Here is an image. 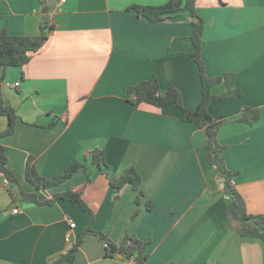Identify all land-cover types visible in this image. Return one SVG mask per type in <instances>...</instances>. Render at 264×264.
<instances>
[{"label":"crops","instance_id":"obj_1","mask_svg":"<svg viewBox=\"0 0 264 264\" xmlns=\"http://www.w3.org/2000/svg\"><path fill=\"white\" fill-rule=\"evenodd\" d=\"M166 2L0 0V31L35 36L46 22L52 26L28 63L0 77V100L18 116L15 131L0 140L17 179L10 182L0 171V264H49L89 224L116 243L127 232L149 241V264H264L262 239L241 235L239 221L227 216L231 199L207 158L205 130L184 120L174 104L136 107L127 100L126 86L150 78L163 91L177 87L190 110L202 99L191 55L198 19L188 9L160 21L128 9ZM196 10L205 21L207 75L234 73L242 90L210 104L216 120H227L217 138L248 213L264 216V0H197ZM226 90L224 80L212 88ZM246 106L258 109L259 120L232 121ZM8 125L0 114V133ZM96 148L105 151L107 166L93 165ZM75 160L87 170L58 185L36 188L27 178V164L51 178ZM131 166L142 176L140 193L131 184H110ZM71 189L82 190L92 223L69 199L46 204L24 195L42 202ZM107 247L100 237L83 235L74 264H136L108 256Z\"/></svg>","mask_w":264,"mask_h":264},{"label":"trees","instance_id":"obj_2","mask_svg":"<svg viewBox=\"0 0 264 264\" xmlns=\"http://www.w3.org/2000/svg\"><path fill=\"white\" fill-rule=\"evenodd\" d=\"M197 0H168L162 5H132L129 10L136 11L139 15L145 16L152 21H160L166 18L177 15L180 11L188 9L192 15L198 20L193 21L192 41L194 50L191 55L198 65L199 75L202 87V99L197 108L190 110L184 105L182 92L175 86H169L166 91H163L158 78H150L140 81L137 84L126 86L125 91L128 94L127 100L134 106L139 107L143 103L155 105L157 107L174 104L181 109L182 118L186 121L196 124L203 128L207 135V158L209 162L214 165L220 177L224 181V191L231 199L227 210L229 219H236L239 221V231L243 236L259 237L264 242V216L250 214L246 208V202L241 194L236 189L233 180L236 173L228 168L224 158V151L226 146L222 145L217 138L219 128L227 123V120H216L210 113V104L217 99H226L242 95V90L235 86V74L228 72L224 76L210 77L206 72V64L202 58L203 49V35L205 21L198 15L196 10ZM1 20V18H0ZM52 26H48V22L42 27L41 33L35 36L13 35L7 29L0 31V77L3 79L6 70L9 67H20L28 63L33 55L40 51L47 43ZM225 81L227 90L221 93H213L212 88ZM0 114L9 118L8 127L0 133V140L6 135H10L15 131L16 120L18 118L16 109L3 100H0ZM260 118L258 109L246 106L241 114L232 119V121L245 122L248 124L256 123ZM92 163L95 166H107L106 155L103 149L96 148L92 150ZM8 159L5 153V148L0 141V171L7 177L10 182H17L15 175L7 166ZM86 166L78 160L71 163L61 173L51 178H45L40 175L36 167L27 164L26 173L28 180L36 186L51 187L58 185L70 177H72L79 169ZM110 184L115 188H121L126 184H131L135 191L140 193L142 184V176L133 166L128 167L120 177H112ZM28 199H32L38 203L53 204L58 199H69L73 203L79 205L81 209L90 213L91 223L94 219V213L88 207L82 198V190H67L55 194L54 198L46 201L36 200L35 194H24ZM136 202L140 203L139 196L136 197ZM85 234H94L105 240L108 244L107 255L114 256L116 254L122 255L125 259H133L136 264H149L147 246L149 241H143L135 234L126 233L124 240L121 243H116L110 237L99 230L92 228L91 224L84 230L78 241L70 247L69 250L62 253L58 258L49 264H61L65 261L74 264V259L78 249L82 243V237ZM187 264V263H184Z\"/></svg>","mask_w":264,"mask_h":264},{"label":"built area","instance_id":"obj_3","mask_svg":"<svg viewBox=\"0 0 264 264\" xmlns=\"http://www.w3.org/2000/svg\"><path fill=\"white\" fill-rule=\"evenodd\" d=\"M64 1H66V0H60L61 3H63ZM13 211L17 213L18 212V208H15ZM71 226L73 227V226H75V224L72 222ZM67 240H69V235L67 236ZM131 260H132V262L134 261L133 259H131Z\"/></svg>","mask_w":264,"mask_h":264}]
</instances>
